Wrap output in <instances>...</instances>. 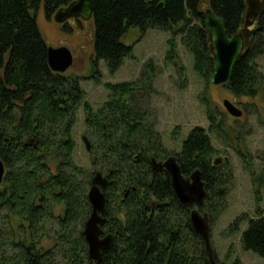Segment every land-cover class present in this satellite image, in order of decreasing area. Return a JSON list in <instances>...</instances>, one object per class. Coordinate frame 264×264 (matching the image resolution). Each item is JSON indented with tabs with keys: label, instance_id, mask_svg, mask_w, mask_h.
I'll return each mask as SVG.
<instances>
[{
	"label": "trees",
	"instance_id": "trees-1",
	"mask_svg": "<svg viewBox=\"0 0 264 264\" xmlns=\"http://www.w3.org/2000/svg\"><path fill=\"white\" fill-rule=\"evenodd\" d=\"M72 1L0 0V160L6 169L0 185V210L5 212L0 222V264H209L169 176L155 173L150 165V159L169 154L155 123L140 109L139 91L130 83L109 86L111 98L88 119L94 138L92 169L104 175L111 172L103 214V230L111 244L98 263L89 260L81 232L91 211L87 188L92 175L73 163L71 138L82 92L76 79L50 70L48 46L35 19L41 6L50 19ZM91 1L94 56L110 73L132 52L121 42L130 28L141 33L178 29L193 70L211 82L214 60L204 10L209 8L224 21L229 37L246 22V0ZM252 24L248 44L225 85L235 97H254L264 83L255 65L264 54V9ZM212 152L206 131L195 127L181 150L172 154L181 174L189 177L199 171L210 193L227 181L212 166ZM58 205L62 213L54 215ZM11 215L22 219L28 238L22 234L16 241L6 236ZM255 215L240 218L248 224L240 241L244 250L264 260V212L256 210ZM44 238L53 242L43 250Z\"/></svg>",
	"mask_w": 264,
	"mask_h": 264
},
{
	"label": "rangeland",
	"instance_id": "rangeland-1",
	"mask_svg": "<svg viewBox=\"0 0 264 264\" xmlns=\"http://www.w3.org/2000/svg\"><path fill=\"white\" fill-rule=\"evenodd\" d=\"M35 19L48 47H66L70 51L72 65L63 76L76 79L82 92L71 131L73 163L91 175L97 172L91 166L94 138L88 119L99 113L111 98L109 86L135 84L141 98L140 109L148 113L147 120L155 123V131L167 154L178 153L191 129L200 127L206 131L212 145L211 162L220 160L218 165L226 164L219 168L226 183L217 186L206 201L203 199L201 209L196 206L190 209L208 216L215 263L264 264L255 253L244 250L240 241L248 225L246 219L255 218L256 210L264 212V83L257 88L254 97H235L225 87L212 85L193 70L192 56L184 47L178 29L176 33L157 29L141 33L137 28H130L121 42L131 46L132 52L110 73L103 60L95 59L91 20L67 29L47 19L43 6L35 13ZM169 43L173 44V49ZM255 65L263 78L264 54L256 59ZM225 100L241 110L240 120L225 113ZM53 213L61 214L62 207L55 206ZM4 214V210H0V222ZM241 217L246 219L241 221ZM22 224L21 218L11 215L9 224L3 225L10 230L6 236L21 240V235L26 233L22 232ZM25 237L28 238V234ZM52 242L51 238H44L42 249L52 246Z\"/></svg>",
	"mask_w": 264,
	"mask_h": 264
},
{
	"label": "water",
	"instance_id": "water-1",
	"mask_svg": "<svg viewBox=\"0 0 264 264\" xmlns=\"http://www.w3.org/2000/svg\"><path fill=\"white\" fill-rule=\"evenodd\" d=\"M264 9V0H246V22L241 31L232 37L226 32L224 21L212 13L209 8L204 10L205 26L209 41L210 54L214 60V70L211 76V84L219 86L226 84L232 75L236 63L239 61L250 36L249 26L257 19ZM93 4L91 0H74L68 5L59 8L53 14L56 24L64 23L73 18L89 21L92 18ZM249 19H251L249 21ZM47 64L52 72L63 74L72 65V55L66 47H47ZM224 107L233 117H241V111L230 102L224 101ZM86 151L89 145L85 137L82 138ZM153 160V159H152ZM153 162H155L153 160ZM220 160L213 161L218 165ZM156 164V163H154ZM161 164H156L160 166ZM163 166L169 174L171 188L179 204L184 208H190L194 203L200 206L205 198L204 183L200 179L199 171H194L187 179H183L179 165L174 158L167 159ZM5 167L0 160V184L3 181ZM110 174L103 175L95 172L91 179L87 192V201L91 211L84 223L82 236L87 246L89 260L98 263L101 253L107 250L111 244L109 235L101 237L102 227L106 222L103 217L105 209V190ZM189 224L200 240L203 242L204 254L209 264H216L210 244V227L207 214L200 215L197 209L189 211Z\"/></svg>",
	"mask_w": 264,
	"mask_h": 264
},
{
	"label": "flooded vegetation",
	"instance_id": "flooded-vegetation-1",
	"mask_svg": "<svg viewBox=\"0 0 264 264\" xmlns=\"http://www.w3.org/2000/svg\"><path fill=\"white\" fill-rule=\"evenodd\" d=\"M50 19H52L53 20V18L51 17ZM82 21H84V20H82V19H80V18H73V19H71V20H68V21H65L64 23H61V24H58V25H60L61 27H64V28H67V29H69L70 27H71V25H73V24H80V23H82ZM253 28H254V25L252 24V25H250L249 26V29H250V32L253 30ZM55 73V72H54ZM59 74V73H58ZM64 74V73H63ZM63 74H61V75H63ZM227 84V83H226ZM226 84H222V85H219V86H223V87H225V85ZM226 88V87H225ZM230 92V91H229ZM231 93V92H230ZM233 95V94H232ZM232 104V103H231ZM233 106H235L236 107V105H234V104H232ZM223 109H224V111H225V113L229 116V117H231L232 119H234V120H240V117H238V118H236V117H233V116H231L229 113H228V111L226 110V108L224 107V104H223ZM241 111V110H240ZM242 113V112H241ZM242 116V115H241ZM32 143V141H30V142H28V144L30 145ZM169 158H174L175 159V161H176V157L174 156V155H172V154H169V155H167L165 158H162V159H157V160H154L155 162H153V160L152 159H150L149 160V162H150V165L152 166V168H153V171L155 172V173H157V174H162V175H168L169 176V174H168V172L166 171V168L163 166V163L167 160V159H169ZM225 161H226V159H225ZM154 163H156V164H161L160 166H156V164H154ZM176 163H177V161H176ZM178 164V163H177ZM224 165H226L224 162L223 163H221V165H214L213 163H212V166L214 167V168H216V169H218L219 170V168L220 167H222V166H224ZM4 175H5V173H4ZM104 175V174H103ZM183 176V175H182ZM184 177V176H183ZM4 178V177H3ZM170 178V177H169ZM184 178H188V177H184ZM202 181V180H201ZM203 182V181H202ZM204 183V182H203ZM1 185V184H0ZM204 191H205V201L209 198V196H210V192L207 190V188H206V186H205V183H204ZM209 194V195H208ZM178 201V200H177ZM179 203V202H178ZM193 206H196V208H199L200 206H198L197 204H193L190 208H188L187 210H188V213H189V211H190V209L193 207ZM104 217V216H103ZM188 217H189V215H188ZM106 219V218H105ZM105 224H106V222H105ZM190 225V224H189ZM104 226V225H103ZM191 228V227H190ZM102 229V235H101V237H104V236H106L107 235V233H105L104 232V230H103V227L101 228Z\"/></svg>",
	"mask_w": 264,
	"mask_h": 264
},
{
	"label": "clouds",
	"instance_id": "clouds-1",
	"mask_svg": "<svg viewBox=\"0 0 264 264\" xmlns=\"http://www.w3.org/2000/svg\"><path fill=\"white\" fill-rule=\"evenodd\" d=\"M122 220L124 219V217H123V215H121V217H120Z\"/></svg>",
	"mask_w": 264,
	"mask_h": 264
}]
</instances>
